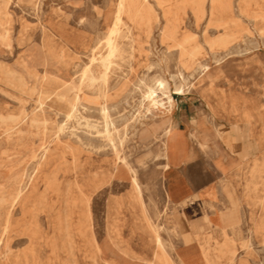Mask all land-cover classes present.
<instances>
[{"label": "rangeland", "instance_id": "rangeland-1", "mask_svg": "<svg viewBox=\"0 0 264 264\" xmlns=\"http://www.w3.org/2000/svg\"><path fill=\"white\" fill-rule=\"evenodd\" d=\"M158 1L174 12L181 3L136 0L133 10L138 9L140 18L123 17L115 39L119 54L108 62L104 60L108 25L103 18L117 0H0V264H142L124 254L143 256L141 246L149 235L138 207L126 199L130 189L123 171L118 168L110 177L114 156L96 133L102 130L100 103L114 123L118 156L138 172L150 222L168 229L161 232L165 240L173 235L175 211L170 206L166 216H155L165 206L169 178L161 166L162 126L170 121L190 131L195 120L208 127V136L197 137L204 148L190 138L196 157L185 171L195 180V188L211 189L205 203L208 213L235 206L240 219L213 235L210 244L232 240L239 252L236 264H264V0H229V15L217 10L219 14L211 17L210 0H206L202 16L195 17L191 8L175 16L180 24L173 34L166 29L167 18ZM229 17L241 24V38L226 49H210L207 42L228 31L215 27L214 20ZM171 34L176 43L193 35L198 53L190 59L182 56L167 39ZM203 63L211 73L208 79L199 69ZM101 70L107 71L104 78ZM179 76L186 79L182 95L174 91ZM151 78L169 84L172 109L167 114L160 108L146 113V102L140 106V83ZM138 112H145L144 117L133 121ZM86 121L97 126L88 128ZM244 127L250 137L243 135ZM215 128L224 129L225 141L214 135ZM170 145L171 154L181 149L176 143ZM223 163L231 189L221 186L218 164ZM254 166L261 172L251 175ZM96 173L105 174L104 182L91 194L86 208L79 202V188L90 193L87 179ZM198 206L177 212L200 217L203 210ZM86 209L89 234L80 226ZM7 214L10 225L4 232ZM257 225L262 231L254 230ZM212 234L211 228L202 226L199 243L204 245ZM177 246L181 247L179 241ZM179 252L193 263L204 264L196 242Z\"/></svg>", "mask_w": 264, "mask_h": 264}, {"label": "bare ground", "instance_id": "bare-ground-1", "mask_svg": "<svg viewBox=\"0 0 264 264\" xmlns=\"http://www.w3.org/2000/svg\"><path fill=\"white\" fill-rule=\"evenodd\" d=\"M136 0H117V2L115 3V7L113 8V10L111 8H108L107 13L104 15L103 21L108 25L107 28V33H106V39H105V45H106V50H108V54L106 52L107 57L104 58L107 59L106 61H108V59L117 54H119V48H118V44L116 42V37L120 32V28L122 26V21H123V17H125L128 20H133V18H140L139 14H138V9H137V13H135V11L133 10V4ZM145 0H143L144 2ZM164 1V0H163ZM206 0H184L181 1L180 0V5L179 7H176V11H172V9L166 8L164 9L162 7V3L160 1H158V5L160 7L163 8L164 11V16L167 18V25H166V29L167 31H170L172 34L176 33L178 26L180 24V21L178 18H176L175 16L177 14H180L184 12V10L186 8H191L194 11V16L195 17H200L204 14V3ZM247 2V1H246ZM154 3V2H153ZM155 4V3H154ZM157 4V3H156ZM211 8H209L210 10V16H214L215 13L217 12V10H219V12L221 11L222 13H226V15L229 13H231L230 11H232V7L230 4L229 0H210V4ZM155 7V6H154ZM156 8V7H155ZM174 8V6H173ZM239 8V7H238ZM260 8V7H259ZM145 8H141V12L144 11ZM159 9V8H158ZM175 10V9H174ZM239 10V9H238ZM248 10V9H247ZM240 11V10H239ZM242 11V10H241ZM255 12V11H254ZM218 13V12H217ZM216 13V14H217ZM221 13V14H222ZM264 13V12H261ZM219 14V13H218ZM245 14V13H244ZM243 15V12H242ZM246 15V14H245ZM244 15V16H245ZM182 16V15H181ZM224 16V15H223ZM243 16V17H244ZM216 17V16H215ZM225 17V16H224ZM249 17V16H248ZM259 17V16H258ZM209 19V18H208ZM181 20V19H180ZM238 20V19H237ZM249 20V19H248ZM261 20V19H260ZM128 21V22H130ZM242 22V21H241ZM149 23V21H148ZM213 23V22H212ZM131 24V23H130ZM193 25V24H192ZM213 25L217 28H223L224 30L227 29L228 31L210 39L207 44L209 46L210 49H218V48H223L226 49L228 47L229 44H231L234 41H237L241 38L240 34H242L243 32V28L241 27V24H239L238 21L231 19V17L225 19V20H214ZM212 25V26H213ZM126 26V25H125ZM123 26V27H125ZM157 26V25H156ZM230 26L233 27V29L230 28ZM149 28V27H148ZM216 28V29H217ZM245 29V28H244ZM129 30V29H128ZM203 30V29H202ZM130 31V30H129ZM126 32H128L126 30ZM211 32V31H210ZM223 32V31H222ZM249 32V31H248ZM129 34V33H128ZM168 35L167 39L173 42V46L180 51L182 56H186L192 58L196 55L197 52V47L195 45V43L192 40V36L190 35H186L185 38H182V41L176 43V41H174V36L173 35ZM166 35V34H165ZM249 35V34H248ZM131 37V36H130ZM196 39V38H195ZM131 40V38H130ZM133 41V40H132ZM131 41V42H132ZM175 42V43H174ZM94 43V42H93ZM92 43V44H93ZM99 43V42H98ZM133 44V43H132ZM192 44L191 48L188 49L189 51H187V49H185V45H189ZM92 46V45H91ZM93 47V46H92ZM105 47V46H104ZM41 48V47H40ZM96 48H98L96 46ZM128 48V47H127ZM131 48V47H130ZM129 49V48H128ZM132 49V48H131ZM98 50V49H97ZM199 50V49H198ZM230 50V49H229ZM92 51V49L90 50ZM131 51V50H130ZM138 51V50H137ZM243 51V50H242ZM98 52V51H97ZM102 52V51H101ZM92 53V52H91ZM130 53V52H129ZM148 53V52H147ZM132 54V53H131ZM136 54V53H135ZM219 54V53H218ZM130 55V54H129ZM162 55V54H161ZM226 55V54H225ZM99 56V55H98ZM148 56V55H147ZM224 56V55H223ZM96 57V56H95ZM105 57V56H104ZM161 57V56H160ZM179 57V56H178ZM219 57V56H218ZM155 58V57H154ZM222 58V56H221ZM98 59V58H97ZM102 59V58H101ZM101 59H99L101 61ZM180 59L182 60V58L180 57ZM179 59V60H180ZM216 59V58H215ZM220 59V58H219ZM91 60L93 61L94 59L91 58ZM131 60V59H130ZM88 61V60H87ZM95 61V60H94ZM105 61V63H106ZM113 61V60H112ZM219 60H214L215 63H217ZM99 62V61H98ZM109 62V61H108ZM107 62V63H108ZM192 62V61H191ZM97 63V61L95 62ZM102 63V61L100 62ZM103 62V67L104 64ZM132 63V62H131ZM91 64V63H90ZM196 64V63H195ZM195 64L193 63L194 67ZM102 64H100L99 66L101 67ZM197 65V64H196ZM199 65V64H198ZM97 66V65H95ZM98 66V67H99ZM107 66V65H106ZM105 66V67H106ZM210 66V65H209ZM215 66V65H214ZM88 67V66H87ZM103 69H106V68ZM110 67V66H109ZM129 67V66H128ZM198 67V66H196ZM97 68V67H96ZM85 69V68H84ZM102 69V68H101ZM202 76L206 75L205 78L208 79L211 76V73L207 74V71L209 70V67L207 64L203 63L200 65L199 67ZM93 70V69H92ZM107 70V69H106ZM105 70V71H106ZM85 72V71H84ZM88 72V71H87ZM86 72V74H87ZM101 72L103 73V70H101ZM107 72V71H106ZM105 72V73H106ZM212 72V71H211ZM93 73V72H92ZM105 73H103L101 76L104 78ZM180 73V72H179ZM90 74V73H89ZM88 74V75H89ZM98 74V73H97ZM109 74V73H108ZM95 75V74H94ZM86 76V75H85ZM84 76V78H85ZM100 76V74H99ZM89 77V76H88ZM83 78V79H84ZM90 78H93V76ZM95 78V77H94ZM82 78H80L79 80L81 81ZM96 79V78H95ZM101 79V78H100ZM99 79V80H100ZM105 80V79H104ZM143 80V79H142ZM145 80V79H144ZM185 78H180V76L178 77V82L174 83V91L176 94L178 95H182L184 94L185 91ZM95 81V80H94ZM101 81V80H100ZM52 82V81H51ZM90 82V81H89ZM92 82V81H91ZM90 82V83H91ZM96 82V81H95ZM46 83V82H44ZM99 83V81H98ZM105 83V82H104ZM140 83V82H139ZM50 84V83H49ZM48 84V85H49ZM97 84V83H96ZM137 84V83H136ZM135 84V85H136ZM52 85V84H50ZM49 85V86H50ZM87 85V82H86ZM91 85V84H90ZM94 85V84H92ZM134 85V86H135ZM140 85L142 86L141 88V103L140 106H143V104L146 102V106L143 107V109L145 110L146 113L149 114V112H151L153 108H160L162 110L163 114H167L171 109H172V98H171V94L169 92V84L166 80L159 78V80H156L154 78L148 79L146 82L142 81L140 83ZM97 86V85H96ZM131 86V85H130ZM71 87V86H70ZM102 87V86H101ZM72 89V88H71ZM93 89V87H92ZM106 90V89H104ZM73 91V90H72ZM139 92V91H138ZM139 98V97H138ZM121 99V98H120ZM39 102V101H38ZM41 102V101H40ZM78 102V101H77ZM75 103V102H74ZM104 103V102H103ZM124 103V102H123ZM69 107V106H68ZM67 110V109H66ZM99 114L101 117V131L96 130V133L99 135L100 139L104 142L105 146L107 148H109L114 156L113 159V165L111 168V171L109 172L111 179H113L112 177L114 176L113 174H115V172L117 173L118 168L121 169L123 171V175L125 176V180L127 181V184L129 186V194L128 196L126 195V199H128L129 201H131L135 206L138 207L143 221L145 222V227L147 229L148 235L149 237L146 238L147 240L144 241V243L142 244V249L144 251V255L143 256H133L132 253H125V255H127V257L131 258V259H137L139 261L142 262V264H198V261H196L195 263H193V261L180 256L179 250L182 249H190L191 248V244L193 243H198L199 245V250L201 253V259L203 261L204 264H213L212 258H215L216 260H222L224 262V264H236L238 256H239V252H238V248L236 246V244L234 243V241H229L227 242V244L221 243V244H217L215 243V245L212 247L210 244V241H214V236L218 231V227L216 222L214 221V216H210V222L212 225V236L207 237V241H205L204 245H201L199 243V234H201V230H196L194 228L193 225L190 224L189 220L187 219L186 215L184 214V212L182 211L181 214H177L176 212H174L173 217H174V221H173V226L171 227V232H172V236L169 238V240H165L163 238V236L161 235L162 231H167L168 229H166L162 224H153V222H150V213L149 210L147 208V205L145 203L144 200V189L142 188V184L140 183L139 180V176H138V172L135 169V167L133 168L132 166H130L128 163L125 162V160L123 158H121V156H118V152H117V147L115 146L114 143V135L112 134V132H116L115 128H114V123L110 120V117L108 115V110L107 107H105V105L103 104H99ZM157 111V110H156ZM144 112V113H145ZM144 113L138 112L137 115H134V119L133 121H137L140 118L144 117ZM147 114V115H148ZM22 115V114H21ZM14 117V116H13ZM16 117V116H15ZM119 117V116H118ZM133 117V116H132ZM131 117V118H132ZM66 118V117H65ZM132 120V119H131ZM153 120V119H152ZM151 121V120H150ZM128 122V121H127ZM169 122V121H168ZM19 123V122H18ZM127 124V123H126ZM125 124V125H126ZM132 124V123H131ZM136 124V123H135ZM99 125V124H98ZM129 125V124H127ZM86 126L88 128H94V126L97 125H90V123L88 121H86ZM130 127V126H129ZM132 127V126H131ZM136 127V126H135ZM96 129V128H95ZM136 130V129H135ZM134 130V131H135ZM249 130V128H248ZM133 131V132H134ZM128 132V130H127ZM137 132V131H136ZM135 132V133H136ZM248 132V131H247ZM130 133V132H129ZM125 134V133H124ZM132 134V133H131ZM137 134V133H136ZM162 141H161V154L160 157L162 158V170H167L169 167V163L172 162V164L178 162L181 157H182V149H177L176 151H174V154H171L170 152V147H171V143H175L174 141V137L171 136V131L169 128H165L162 131ZM175 134V133H174ZM217 134V133H216ZM97 135V136H98ZM118 135V134H117ZM133 135V134H132ZM248 135V134H247ZM124 137V136H123ZM176 138V137H175ZM77 139V138H76ZM118 139V138H117ZM74 140V139H73ZM127 140V139H126ZM203 145V144H202ZM180 147V146H179ZM88 151V150H87ZM184 152V151H183ZM45 153V152H44ZM105 153V152H104ZM123 153V152H122ZM74 155V154H73ZM158 156V155H156ZM41 157V156H40ZM186 157V156H185ZM96 158V157H95ZM125 158V157H124ZM147 158V157H146ZM219 158V157H218ZM148 159V158H147ZM155 159V158H154ZM42 160V159H41ZM112 161V160H111ZM110 161V162H111ZM141 161V160H140ZM69 162V161H68ZM80 162V161H79ZM82 162V161H81ZM142 162V161H141ZM71 163V162H69ZM230 163V162H229ZM80 164V163H79ZM91 164V163H89ZM136 164V163H135ZM134 164V165H135ZM256 164V163H255ZM104 165V164H103ZM142 165V164H141ZM95 166V165H94ZM147 166V165H146ZM178 166V164H177ZM217 166V165H216ZM225 166V165H224ZM231 166V165H230ZM33 167V166H32ZM72 168V167H71ZM161 168V167H160ZM189 168V167H188ZM199 168V167H198ZM105 169V168H104ZM225 170V168H221V171ZM192 171V170H191ZM226 171V170H225ZM224 171V172H225ZM261 170L260 169H256L255 166L251 169V175H253L254 173H260ZM54 175V174H53ZM123 176V177H124ZM190 176V175H189ZM104 178H105V174L104 173H96V174H91L88 176V187L90 188V193L85 194L83 192V190L81 188H79V192H80V204H82L84 207L87 208L89 200L91 198V194L94 193L96 190H98L99 188H101L103 182H104ZM60 179V178H59ZM47 181V180H46ZM79 182V181H78ZM114 182V180H113ZM191 183V182H190ZM87 184V183H86ZM254 185V184H253ZM87 186V185H86ZM251 183H247L246 184V189L247 191H250L251 188ZM257 186V185H256ZM243 187V186H242ZM46 188V187H45ZM47 190V189H46ZM242 192V191H241ZM171 193L173 194L172 190ZM210 195V194H208ZM76 197V196H75ZM189 197H194V196H188L186 198ZM72 199V198H71ZM241 200V199H240ZM252 200V199H251ZM52 201V200H51ZM97 201V200H96ZM74 202V200H73ZM77 202V201H76ZM262 202V201H261ZM250 204V202H248ZM67 204V202H66ZM77 204V203H76ZM257 204V203H256ZM259 204V203H258ZM48 205V204H47ZM51 205V204H50ZM91 205V204H89ZM98 205V204H97ZM245 205V203H244ZM262 205H264V202H262ZM261 205V209L264 208V206ZM182 206L183 209L186 206V203L183 201L182 202ZM259 206V205H258ZM250 207H252L250 205ZM79 208V207H78ZM167 208L169 209L168 204H165L163 210L159 213H156L155 216L157 219L163 218L162 216L166 214V210ZM96 209V208H95ZM152 209V208H151ZM254 209V208H253ZM258 209V208H257ZM69 210V209H68ZM80 211V210H79ZM85 211V210H84ZM260 211V210H259ZM78 212V211H77ZM94 212V211H93ZM168 212V211H167ZM80 213V212H79ZM243 213V212H242ZM259 213V212H258ZM84 215V214H83ZM166 216V215H165ZM164 216V217H165ZM94 217V216H93ZM92 219V218H91ZM95 219V218H94ZM246 221V219H244ZM254 220V219H253ZM93 221V220H92ZM202 221L205 223L204 217L202 215ZM82 222V221H81ZM143 223V222H142ZM157 223V222H156ZM246 223V222H245ZM77 224V223H76ZM94 224V223H93ZM10 225V216L7 214L5 219H4V232L8 229ZM69 225V224H68ZM254 225V224H253ZM87 233L90 231V215L88 210L86 209V213L85 216L83 218V223L80 225ZM144 226V225H143ZM69 227V226H68ZM144 227V228H145ZM36 228V227H35ZM255 231H259L261 230V225H257L254 227ZM39 231V230H38ZM262 231V230H261ZM31 232V231H30ZM40 232V231H39ZM83 232V231H82ZM249 232V231H248ZM141 233V232H140ZM146 233V232H145ZM89 234V233H88ZM218 234V233H217ZM35 235V234H32ZM37 235V234H36ZM67 235V234H66ZM251 235V234H250ZM257 235H259L257 233ZM143 236V235H142ZM93 237V236H92ZM144 237V236H143ZM260 237V236H259ZM145 238V237H144ZM264 238V237H262ZM248 239V238H247ZM137 240V239H136ZM139 240V239H138ZM97 241V240H96ZM181 243V247L177 246V242ZM253 241V240H252ZM89 242V241H88ZM70 243V242H69ZM85 243V242H84ZM139 243V242H138ZM250 243V242H249ZM138 245V244H137ZM253 245V242H252ZM247 245L242 244L241 247H244ZM83 248V247H82ZM249 248V247H247ZM262 248V247H261ZM264 249V248H262ZM252 250V249H251ZM250 250V251H251ZM260 251V250H259ZM262 251V250H261ZM241 253V252H240ZM93 255V254H92ZM96 256V255H95ZM241 256V255H240ZM69 257V256H68ZM249 257V256H248ZM70 258H72L70 256ZM84 258V257H83ZM250 258V257H249ZM260 258V256H259ZM264 258V257H262ZM261 260H264L262 259ZM97 259V258H96ZM127 259V258H126ZM245 259V258H244ZM87 260V259H86ZM97 261V260H96ZM245 261V260H244ZM88 262V261H87ZM108 262V261H107ZM264 262V261H262ZM86 263V262H85ZM98 263V262H96ZM116 263V262H115ZM135 263V262H133ZM244 263V262H243ZM250 263H252V261H250ZM257 263V262H256ZM92 264V263H91ZM103 264V263H102ZM253 264V263H252Z\"/></svg>", "mask_w": 264, "mask_h": 264}, {"label": "crops", "instance_id": "crops-1", "mask_svg": "<svg viewBox=\"0 0 264 264\" xmlns=\"http://www.w3.org/2000/svg\"><path fill=\"white\" fill-rule=\"evenodd\" d=\"M191 122L193 125H195L194 126L195 128H192V130L190 131L183 130L180 128L179 125L175 126L170 121L169 122L167 121L162 126V129H161V133H162V131L165 128H169L171 131V136L174 137V140H175L174 142L177 145H179L182 149L181 159L175 164L174 163L172 164V162L169 163L168 169L163 170V172L167 173L169 177L167 181V188L165 190V204H168L169 207L171 206L170 208L173 209V211L175 212H177L178 209L183 210V206H182L183 201L186 203V206H187L185 208L193 209L194 205H199L198 208H202L203 210L202 213L200 214V217H191L189 213L184 212L190 224L193 225L196 230H199V229L201 230L202 226L209 227L212 229V225L209 219H210V216H214V219H215L214 221L216 222L217 227H218L217 233H219L224 227L235 226L240 222L238 209L235 208V206H232L228 208L226 212L217 213V214L208 213L205 203L208 202L210 200L209 197L212 196L211 189L206 187L205 185L196 187V188L193 186L195 180L191 178V176H189L190 174H187L185 171L187 165L190 164L196 157L194 150L189 146V141H190V138L194 139L197 141L198 147L204 148L205 144L203 142H199L198 138L204 139L206 136H208L209 132H207V130H209V128L203 127L202 125L200 127V123L195 120ZM244 129L245 130L243 132V135L245 137H250L251 136L250 131L246 129L245 127ZM214 135L218 136L224 141L227 138L224 129L215 128ZM224 165H225L224 163L218 164L219 172H222L221 186H226L228 187V189H231L233 188V185H232L230 178L226 174V171H225L226 165L225 166ZM222 167L225 168L224 170L225 172L223 171V169L221 171ZM171 190L173 194L171 193ZM188 196H194V197L186 198ZM177 214H181V213L177 212ZM202 215L204 217L205 223L202 221ZM198 221L201 223L202 225L201 227L198 226L200 224L198 223ZM125 253L129 254L130 251L125 252Z\"/></svg>", "mask_w": 264, "mask_h": 264}]
</instances>
